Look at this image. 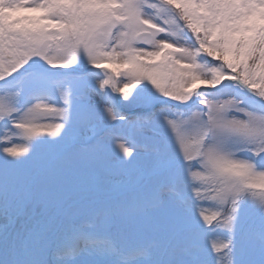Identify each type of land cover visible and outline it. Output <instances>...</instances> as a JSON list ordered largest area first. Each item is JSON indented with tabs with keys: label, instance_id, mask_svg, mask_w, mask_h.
Returning a JSON list of instances; mask_svg holds the SVG:
<instances>
[{
	"label": "snow or ice",
	"instance_id": "1",
	"mask_svg": "<svg viewBox=\"0 0 264 264\" xmlns=\"http://www.w3.org/2000/svg\"><path fill=\"white\" fill-rule=\"evenodd\" d=\"M0 264H264V0H0Z\"/></svg>",
	"mask_w": 264,
	"mask_h": 264
},
{
	"label": "rangeland",
	"instance_id": "2",
	"mask_svg": "<svg viewBox=\"0 0 264 264\" xmlns=\"http://www.w3.org/2000/svg\"><path fill=\"white\" fill-rule=\"evenodd\" d=\"M133 94L129 98L128 102L122 101L123 105H128L126 108L127 110H133V104L136 102L137 97L139 96L140 98H148L152 97L155 95V93L151 90L150 86L145 87L144 85H138L135 89L132 90Z\"/></svg>",
	"mask_w": 264,
	"mask_h": 264
}]
</instances>
